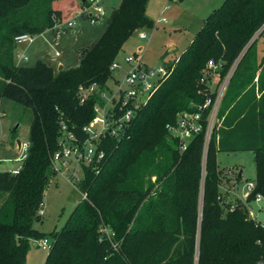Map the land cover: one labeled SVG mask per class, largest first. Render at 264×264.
Wrapping results in <instances>:
<instances>
[{
    "label": "trees",
    "instance_id": "obj_1",
    "mask_svg": "<svg viewBox=\"0 0 264 264\" xmlns=\"http://www.w3.org/2000/svg\"><path fill=\"white\" fill-rule=\"evenodd\" d=\"M84 2L0 0V100L31 115L21 170L16 175L0 171V264H24L29 241L46 239L33 222L54 174L51 158L59 149V122L84 141L82 129L100 102L94 93L79 104L78 87L95 84L97 92L103 91L112 77L110 66L132 33L151 28L149 0H121L101 36L80 48L74 67L56 70L40 60L32 66L14 63L16 36L35 38L55 22L66 21L71 7ZM262 25L264 0H226L180 56L163 61L170 74L119 138L100 139L104 157L98 167L82 166L76 186L85 198L68 227L50 234L44 264H258L264 255V228L249 218L239 199L230 202L221 196L215 154L253 152L254 189L247 202L257 194L264 198V65L254 64V45L244 50ZM209 61L221 63L220 80L236 66L205 155L202 133L180 152L165 127L175 123L178 113L197 111L214 97L200 84ZM208 110H203V120Z\"/></svg>",
    "mask_w": 264,
    "mask_h": 264
},
{
    "label": "rangeland",
    "instance_id": "obj_2",
    "mask_svg": "<svg viewBox=\"0 0 264 264\" xmlns=\"http://www.w3.org/2000/svg\"><path fill=\"white\" fill-rule=\"evenodd\" d=\"M120 1L104 0L105 16L98 21V25L90 24L83 14L71 16V20L77 19L72 28H67L65 22H55L52 29L45 31L40 36H35L33 43L25 50L26 60L16 57V55H19V49H17L19 45H17L14 51V63L19 66H32L36 60L32 50V47H34V50L41 51L39 59L51 64L53 68L57 69L59 63L65 69L73 67L77 63L78 51L83 48L81 44L86 40H90L94 31L105 25L107 18L119 5ZM225 1L149 0L146 16L152 23L151 28L141 27L136 29L123 45L115 60L122 68H126L125 58L135 55L148 69L156 70L162 67L163 61H171L177 58L188 48L196 34L204 26L206 18L215 9L221 7ZM161 12H163L165 22L157 23ZM142 31L148 32V35L146 39L140 40L138 34ZM252 45L255 49L254 64L256 67H261L264 65V25L251 36L247 48L245 47L244 50ZM138 46L141 48L140 51H136ZM55 52H58V56H54ZM259 70L260 68L257 71ZM123 76L122 70L112 72V77L106 84L112 93L116 91L118 86L122 90L127 89V86L122 82ZM158 79V77L154 78L155 81H158ZM106 95H109L107 91ZM30 121L29 110L11 101L0 100V171L10 170L19 165L15 161L19 151L14 145L16 140H20L21 143L28 140ZM215 165L218 174L222 178L219 192L226 201L235 202L234 193L241 191L240 188L245 182L254 181L255 179L253 152H217L215 154ZM205 168L206 163H203L199 184L201 190L206 172ZM239 171H241V177L238 182L228 178L229 173ZM72 173L75 174V177H72ZM81 177L80 169L72 161L68 168L63 171V174L57 171L50 178L44 190L41 207L38 210V220L33 222V227L46 236L48 244L42 245L39 241H29L24 264H44L49 253L50 234L60 231L64 226L68 227L67 222L74 218V210L83 200V195L76 186V179L79 180ZM224 189H228L231 193ZM200 206L199 221L202 212L201 202ZM248 208L256 220L264 223V200L258 203H253V200L248 201ZM40 211L42 212L41 215L39 214ZM254 217L252 216V218Z\"/></svg>",
    "mask_w": 264,
    "mask_h": 264
},
{
    "label": "built area",
    "instance_id": "obj_3",
    "mask_svg": "<svg viewBox=\"0 0 264 264\" xmlns=\"http://www.w3.org/2000/svg\"><path fill=\"white\" fill-rule=\"evenodd\" d=\"M84 4L81 9L77 11L75 16L85 15L90 24H96L105 16V10L102 6L103 0H84ZM73 16V17H75ZM69 18L65 23L67 28H72L76 23V18L71 20ZM165 22L163 12L160 13V17L157 23ZM148 32H140L138 39L143 40L147 38ZM14 41L18 44L30 45L34 41V37L23 34L16 36ZM54 56H58V52H55ZM19 59L26 60L23 55H16ZM126 68H122L120 64L115 60L110 70L119 71L124 73L123 84L127 86V89L122 90L120 86L115 92H111L107 86L103 91L97 92V86L91 84L89 86L78 87V101L79 104H84L91 95L98 93L100 102L96 103L93 107L94 116L90 122L83 127V132L86 133L87 138L84 141H78L76 137L67 130L66 124L61 120L59 122L61 136L58 141L59 149L53 154L51 158V164L54 173L63 171L74 161L77 167L82 172V166L91 167L95 169L104 157L103 151L98 149V142L100 139L109 135L113 138H119L123 132L125 126L133 118L136 111L144 105L149 97L159 86L160 82L167 77L171 70L164 67H159L156 70L148 69L144 63L137 59L135 55H131L125 58ZM236 62L231 66L226 75L220 80L217 75V70L221 68V63H215L209 61L206 64L205 69L202 71L200 84L205 85V92L210 91L214 94V97L206 98L205 102L198 106L197 111L194 112H181L175 117V123L172 125H166V130L171 136L175 138L178 143V149L180 152L186 150L189 142L195 135L203 134V155H205L208 142L210 140L213 129L217 126L216 115L220 102L224 96L229 80L234 72ZM158 77V81L154 78ZM106 91L109 95H106ZM199 94H203V91L199 90ZM209 107L208 113L204 120L202 119V112ZM28 149V142H22L19 154L16 158V162L19 163L13 169L8 170L12 175H16L21 170L22 162L26 157ZM65 174V173H64ZM75 174L72 173V177ZM239 172H232L228 174V178L234 182ZM71 177V178H72ZM78 179H76V182ZM238 191L239 189L236 188ZM241 191L234 193L235 197L240 200L248 210V216L252 219L256 225L264 228V223L256 220L251 210L248 208L247 199L254 189V182H245L240 188ZM228 190V189H224ZM228 193L231 191L228 190ZM85 198V195H83ZM264 200L261 195L257 194L253 198V203H258ZM41 207V206H40ZM40 215L42 212L40 211ZM252 216L254 218H252ZM104 232L107 233L106 230ZM42 245L48 244L47 239L39 240ZM259 243V241H258ZM258 264H264V255L260 256Z\"/></svg>",
    "mask_w": 264,
    "mask_h": 264
},
{
    "label": "crops",
    "instance_id": "obj_4",
    "mask_svg": "<svg viewBox=\"0 0 264 264\" xmlns=\"http://www.w3.org/2000/svg\"><path fill=\"white\" fill-rule=\"evenodd\" d=\"M103 2H104V0H103ZM103 2H102V6H103ZM103 8H104V6H103ZM71 9H72V15H74V14H76L77 13V11H79L80 9H81V7L79 8V5L77 4H75V5H73L72 7H71ZM105 10V9H104ZM71 15V16H72ZM71 16H70V18H71ZM69 19V18H68ZM67 19V20H68ZM66 20V21H67ZM66 21H64V22H66ZM88 21V20H87ZM63 23V22H62ZM99 23V22H98ZM98 23H96L97 25H98ZM105 28H106V23H105V25H103V27H101V28H99V29H96L95 31H94V33L92 34L93 35V37L90 39V40H86L83 44H81V46H85V45H89V44H91V43H93V42H95L100 36H101V34L103 33V31L105 30ZM72 33H74L73 31H71ZM45 33V32H44ZM43 33V34H44ZM42 35V34H41ZM40 36V35H39ZM93 41V42H92ZM28 46L30 47V45H24V44H21V45H19L18 46V48L17 49H19V51H18V53H19V55H23V57H26L27 58V55H26V53H25V50L28 48ZM22 48V50H20ZM31 49V48H30ZM173 49H175V48H173ZM32 50H33V54L35 55V62L37 61V60H40L39 58H40V56H39V54H40V50H37V49H35L34 50V47H32ZM141 50V48L138 46L137 48H136V51H140ZM40 61H43V60H40ZM44 63H45V61H43ZM47 64V63H46ZM47 65H49V66H51V64H47ZM59 66L61 65L62 66V68H64V66L61 64V63H59L58 64ZM76 65V64H75ZM74 65V66H75ZM58 66V67H59ZM73 66V67H74ZM53 67V66H52ZM55 69V68H54ZM58 69V68H57ZM56 69V70H57ZM23 142V141H22ZM27 142V141H26ZM16 148H17V146H16V143H15V145H14ZM9 170V169H8ZM240 173H241V171H239ZM241 177V176H240ZM36 246V245H35Z\"/></svg>",
    "mask_w": 264,
    "mask_h": 264
},
{
    "label": "water",
    "instance_id": "obj_5",
    "mask_svg": "<svg viewBox=\"0 0 264 264\" xmlns=\"http://www.w3.org/2000/svg\"><path fill=\"white\" fill-rule=\"evenodd\" d=\"M61 69H62V66H59L57 70H61ZM15 143H16V146H17V150L20 151L21 141L20 140H16ZM238 176L239 177L241 176V173L240 172H239V175ZM34 246H35V244H34Z\"/></svg>",
    "mask_w": 264,
    "mask_h": 264
}]
</instances>
